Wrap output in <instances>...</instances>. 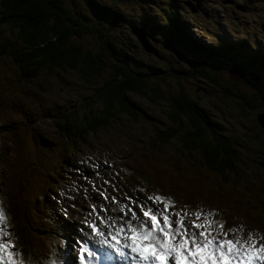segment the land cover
<instances>
[{
  "label": "trees",
  "instance_id": "obj_1",
  "mask_svg": "<svg viewBox=\"0 0 264 264\" xmlns=\"http://www.w3.org/2000/svg\"><path fill=\"white\" fill-rule=\"evenodd\" d=\"M181 1L169 0L166 5L160 0H157V3L152 0H80L81 3L78 0H0V23L6 24L8 35H11L7 39L8 35L0 31V38L4 39L0 40V77L17 84L20 88L14 115L20 118L25 128L34 136L35 156L41 164H47L48 157H52L53 160L55 152L56 155L59 154V159L64 161L71 151L65 152L66 149L73 148V151H76L80 146L89 143L88 127L92 126L93 121L104 124L107 123L109 116L118 117L117 111L133 112L139 105L132 100L131 95H141L153 102L162 100V96L166 95L160 93L154 84L143 85L145 78H151L150 71L160 75L180 73L187 81L190 79L186 76H193V72L187 71V66L198 64L200 66L195 70L199 79L202 77L198 85L203 84L206 78L211 79L213 85L221 89L224 95L232 94L241 100L237 108L239 111L241 108L249 119L248 124L242 123L244 127L254 131L261 125L257 122L260 117L257 118L254 112L258 109L261 113L264 111V58H249L245 61L238 52H232L223 64L217 65L218 69L213 72L212 79V75L207 72V62L203 53L213 51L219 54V51L202 50L200 40L193 37L190 30L191 25L195 23L200 25L205 13L201 18H194L193 14H186L185 10L181 14L183 7ZM145 5L149 7L146 11L140 8ZM156 7L157 11H154ZM124 8L131 10L130 14ZM251 8L253 13L255 7ZM135 28L149 36L144 37L150 43V50L141 46V40L130 39V29L135 31ZM88 32L95 33L102 48L91 49L82 41ZM6 47L12 53L4 50ZM142 49L149 52L151 57L142 56L140 54ZM203 61L205 66L201 64ZM234 61H237L236 64L242 62L250 69H245V73L235 74V81L246 83L250 87L249 92L241 86H231L226 82L231 80L225 77L224 72L232 71ZM55 64L66 72L77 71L79 67L87 72L106 70L116 85L109 83L90 86L87 78L81 77L80 84L85 89L80 95L72 93L61 98L51 96L47 89L49 83L45 82L49 77H43L45 81L33 77L42 73H53L51 72L53 70L57 78L65 74L53 69ZM60 80L65 81L63 76ZM187 90L190 91L188 87ZM94 97L101 101L97 107L78 112L79 100H92ZM114 97L118 98L115 99L119 104L112 105ZM173 99L171 101L174 104L167 105L170 109L169 130L157 133V140L154 138L145 140L142 132L138 130L143 141L141 144L137 143L139 144L137 149L156 156L162 150L161 146L173 139V148L179 149L180 153L183 151L199 153L200 162L197 166L207 175L215 176L223 172L221 177L226 179L229 174H236V168L240 169L242 164L237 161L240 157L234 148V137L227 132L220 133L221 124L208 119L205 114L209 111L195 104L197 111L193 107L194 100L185 93L178 94ZM219 107L213 106V115L215 112L220 113ZM182 113L185 114V119L180 117ZM144 115V123L153 129L155 116L149 112ZM43 122L51 128L43 129ZM143 127L144 125L141 126ZM244 135L250 137L248 133ZM20 137L21 133L5 135V139L10 140L12 146L21 152ZM62 150L64 151L60 152ZM261 153L264 161V152ZM24 171L25 164L21 175L16 178L14 172L7 175L3 168L1 178L6 180L4 187L10 219L14 221L16 215L19 218V223L13 224L18 245L24 247L25 255L29 258L33 257L45 242L26 231L24 225L27 216L20 214V206L26 198L28 184L18 183L14 186L13 184ZM142 173L144 177L153 179L157 184L159 178L151 176L146 171ZM52 174L58 175L60 171L56 170ZM186 183L189 185L187 181ZM187 190L195 194L189 188ZM239 205L240 199L237 198L232 204L230 215L239 208Z\"/></svg>",
  "mask_w": 264,
  "mask_h": 264
},
{
  "label": "rangeland",
  "instance_id": "obj_2",
  "mask_svg": "<svg viewBox=\"0 0 264 264\" xmlns=\"http://www.w3.org/2000/svg\"><path fill=\"white\" fill-rule=\"evenodd\" d=\"M152 1L157 3V0ZM201 1L202 8L205 10V15L202 17L199 25V40L202 50L214 49L219 51V54L214 53L213 51L209 53H203L207 62V72L209 71V73L212 75V79L213 72L218 69L217 65L223 64V62L228 57H230L232 52H238L245 59V61H247L249 58H264L263 38L259 40V45L262 48H257L256 45H254L249 39L244 37H241L240 39H232L226 31H220L218 29V25L222 21H235L236 18L231 14V9L236 5L235 2H228L226 0ZM263 1L264 0H262V2ZM78 2L81 3L80 0H78ZM160 2L165 4L163 0H160ZM140 8L145 11L149 9L147 5L141 6ZM124 9L128 14H130L131 10L128 8ZM154 11H157V7L154 8ZM238 11H241L243 15H246V18L251 25H256L258 21L261 20L256 12L253 11V13H251V10L248 8L238 9ZM196 33L199 34L197 29ZM86 35L87 37H84L82 40L85 44L89 45L90 48L92 47L93 49L102 48L100 40L95 36L94 32H88ZM144 36L149 38L148 35L144 34L138 28H135V31L130 29V39L139 41L142 38L145 42V45H143L141 42V46H144L147 50H150V43ZM252 36H254L256 39L260 38L258 31H255L252 33V35H249V37ZM222 52L228 53L223 54ZM140 54L145 57H151V54L144 49L140 51ZM177 56H179L178 53ZM204 62L205 61L201 63L203 66H205ZM233 63L235 64L232 66V71L225 70L224 72L225 77L231 80L226 82L231 86H241L245 91L249 92L250 87L246 85V83L235 81V72L238 69H244L243 66L245 65L242 62L236 64L237 61H234ZM59 64L62 65V63ZM199 66L200 65L198 64L187 66V71L193 72V76L185 75L190 79L187 81L185 80L184 75L180 73L160 75L151 73L152 71H150L149 74L151 78H145L143 85L154 84L157 88H159L160 93H163L166 96H162V100L153 102L141 95H131L133 97L132 100H134L135 103L141 102L144 105L145 110L155 116L153 121L155 126L153 127V130L156 132H164L169 130L168 115L170 114V109L167 107V105L174 104L175 101L173 98L176 95H184L185 93L190 99L194 100L193 107H195V104L199 108L203 107L206 111H209L207 114L211 117L212 121H218L221 124L222 128L219 130L220 133L227 132L234 137V148L237 151V156L240 157V159L237 161L242 164V167L240 169L236 168V174H229L226 179L221 177L223 172H219L215 176L207 175L197 166L199 165L200 161L197 162L198 153L196 151H183L180 153L178 152L179 149L174 150L168 146H161L162 150L156 156H153L152 158L147 157V165L151 167L160 166L164 173L167 174L169 182L171 181L180 184V181L184 179L186 188H189L199 195H202L201 201L199 198L200 196H196V194L190 195L192 200L199 202V204L206 203L212 208L215 207L214 204H216L218 208H222L224 210L228 209L227 211L230 214L233 202L239 198V208L236 209L235 212L233 211V214L231 215L232 219L234 220L233 223H236L235 220H238L240 216H245V221H248L249 228L254 223H257V225L260 227L259 233H264V161H262L263 154L261 153L264 152V128H262L260 125L256 127L254 131H252L248 127H244L242 123L247 122L248 124L249 119L246 115H244V111L241 108L240 111L237 108V105L238 103H241V100L232 94L224 95L221 89H218L217 86L213 85V81L211 79L206 78L203 84L198 85L201 82L200 80L202 77L199 79L198 72L195 70V68ZM53 69L62 71L65 74L68 73V77L73 81L68 84L66 81L62 82L60 77L64 74L57 78V76L53 74L55 73L54 70L51 71L53 73L50 74L42 73L39 76H34V79L39 78L41 81H45L43 77H49L48 81L45 82L49 83L47 87L51 96L65 97L72 94L73 91L74 93H78L80 95L85 89L80 84L81 77L87 78L88 82H86L90 86H98L101 84L107 85L109 83L116 85V82L112 79V76L108 74L106 70H104L105 68H101V70L104 71L87 72L82 67H79L77 71L67 70L66 72V70L61 69L58 64H55ZM245 69L248 68L245 67ZM211 75H208V77H211ZM187 87L190 89V91L187 90ZM158 97H160V95ZM115 98L116 97L112 98V105L119 104V102L116 100L118 98ZM171 99H173L174 102H172ZM7 101L8 99L0 96V106L7 103ZM100 103L101 101L96 97H94L92 100H79L77 110L78 112H82L91 107L95 108ZM216 105L220 106V113L217 114L215 112V115H210V113H213V106ZM260 113L261 111H259V109L258 111L254 112L257 118ZM132 114H134V111ZM36 115L40 114L36 113ZM144 116L145 115L143 113H139V115L137 114L135 116H129L128 119H119L115 115H112L107 118V123L104 125L93 121L92 126L88 127L89 138L95 141L98 137H113L118 141L128 140L129 144L134 146L135 142L131 137H134L137 133V130H140L145 140L150 138L157 140V134L150 128V126H147L144 123ZM180 117H183L184 119L186 118L184 113L180 114ZM257 122L259 123L258 120ZM185 124L186 122H184V125ZM142 125H144L143 128H141ZM42 126L43 129L51 128L46 124V122H43ZM12 127L13 125L11 128ZM244 133H248L250 137L245 136ZM29 138L30 139L27 144L35 148L34 136L31 135ZM106 146H108V144L103 143L101 145V149L106 148ZM70 150L71 149H66L65 152ZM0 153L4 158V164L6 165L7 171L9 173L11 171L19 172V166L16 167L13 165L11 163V158H19L20 154L11 146V142L9 140L2 139V137H0ZM113 155V153L109 154L110 157ZM202 169L204 170V168ZM145 170L146 172L152 170L154 173H156L160 171V168L153 167L152 169H148L146 167ZM163 181H165V179H163ZM186 181L189 183V185L186 183ZM152 182L156 183L155 181ZM3 192L4 187L0 186V197L5 208L7 201Z\"/></svg>",
  "mask_w": 264,
  "mask_h": 264
},
{
  "label": "snow or ice",
  "instance_id": "obj_3",
  "mask_svg": "<svg viewBox=\"0 0 264 264\" xmlns=\"http://www.w3.org/2000/svg\"><path fill=\"white\" fill-rule=\"evenodd\" d=\"M128 199L136 207H120L115 218L87 219L91 233L73 242L67 259L26 258L0 207V264H264V233L245 234L244 225L226 228L219 210L197 205L188 211L186 205L171 211L174 198L162 195L147 198L155 205L162 203V209Z\"/></svg>",
  "mask_w": 264,
  "mask_h": 264
},
{
  "label": "water",
  "instance_id": "obj_4",
  "mask_svg": "<svg viewBox=\"0 0 264 264\" xmlns=\"http://www.w3.org/2000/svg\"><path fill=\"white\" fill-rule=\"evenodd\" d=\"M140 40H141V42L143 43V45H145L144 40H143L142 38H141ZM259 117H260V118H259V122H260L261 126H264V122H263V121H264V111H263V113H260V114H259ZM261 118H262V119H261Z\"/></svg>",
  "mask_w": 264,
  "mask_h": 264
},
{
  "label": "bare ground",
  "instance_id": "obj_5",
  "mask_svg": "<svg viewBox=\"0 0 264 264\" xmlns=\"http://www.w3.org/2000/svg\"><path fill=\"white\" fill-rule=\"evenodd\" d=\"M236 72H237V73H236ZM236 72H235V74H240V73H243V72L245 73V70H244V69H241V70L238 69Z\"/></svg>",
  "mask_w": 264,
  "mask_h": 264
},
{
  "label": "flooded vegetation",
  "instance_id": "obj_6",
  "mask_svg": "<svg viewBox=\"0 0 264 264\" xmlns=\"http://www.w3.org/2000/svg\"><path fill=\"white\" fill-rule=\"evenodd\" d=\"M210 115H213V113H210ZM205 116L212 121L211 117L208 114H206Z\"/></svg>",
  "mask_w": 264,
  "mask_h": 264
}]
</instances>
